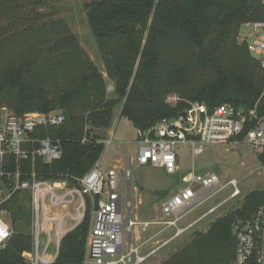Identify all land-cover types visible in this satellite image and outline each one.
<instances>
[{
	"label": "trees",
	"instance_id": "16d2710c",
	"mask_svg": "<svg viewBox=\"0 0 264 264\" xmlns=\"http://www.w3.org/2000/svg\"><path fill=\"white\" fill-rule=\"evenodd\" d=\"M46 5L49 0H0V93L16 94L0 98V107L17 117L32 111L66 115L64 123L39 125L28 134L59 140L60 159L49 163L38 155L7 154L5 171H20L21 180L35 172L39 179L77 186L105 149L93 128H110L119 104V116L137 133L176 117L187 101L204 102L209 109L229 102L245 111L258 103L264 116V69L240 34L245 22L264 21V0H91L87 17L106 76L65 19L42 11ZM108 79L114 96L107 95ZM171 93L180 97L173 105L167 100ZM258 158L264 166V154ZM14 182L12 175H1L0 193L10 192ZM21 194L16 190L1 204L10 213L13 233L0 249V264H27L21 252L30 248L32 215L29 196ZM263 204L264 190L251 191L242 206L196 231L162 264H231L233 221L251 218ZM90 221L88 209L62 239L52 264L83 263Z\"/></svg>",
	"mask_w": 264,
	"mask_h": 264
},
{
	"label": "built area",
	"instance_id": "2783aa9c",
	"mask_svg": "<svg viewBox=\"0 0 264 264\" xmlns=\"http://www.w3.org/2000/svg\"><path fill=\"white\" fill-rule=\"evenodd\" d=\"M244 25L250 30L249 36L255 39L252 42L245 38L242 40H246L250 53L264 68V34H261L264 21H247ZM109 89H113V86ZM167 100L176 103L180 97L173 96ZM257 105L245 111L225 102L209 109L204 102L187 101V107L176 117L163 119L147 130L138 132V164L160 167L168 174H176L180 170V145H189L193 156L201 154L205 145L237 143L248 144L257 155L264 154V116L258 114ZM65 121L66 115L59 111L26 113L6 119L0 127V176L12 175L15 182L7 195L2 197L0 193V206L16 190L32 191L33 250L24 255L30 264H50L59 256L62 239L67 234L64 221L66 216L72 214L69 211L61 217L50 216L47 199L54 206H63L78 198V213L72 216L77 221H83L90 198L89 207L93 216L88 234L86 263L126 264L133 254H137L138 249L133 246L125 248L124 245L125 232L134 225V221L130 217L127 222L125 220L123 181L120 178L123 171L120 174L117 168L103 169L96 163L79 179L77 186L67 188L66 181L57 186L51 181L37 178L35 172L32 173V179L21 180L20 171L10 174L4 169L5 157L10 152L16 154L18 159L27 158L29 154L38 155L49 163L60 159L63 150L59 140L51 136L31 138L28 134L39 125L57 126ZM25 144H31L32 149L26 148ZM126 173L129 177V168ZM182 181L183 185L161 202L163 214L178 215L192 210L208 198L213 188L222 189L231 185L232 196L240 193L235 178L221 184L217 173L197 171L195 163L182 176ZM59 187L66 190L57 192L56 188ZM232 231L235 254L231 264H264V204L258 207L251 218H236L232 223ZM12 233L10 223L0 213V249L6 246Z\"/></svg>",
	"mask_w": 264,
	"mask_h": 264
},
{
	"label": "rangeland",
	"instance_id": "374dc122",
	"mask_svg": "<svg viewBox=\"0 0 264 264\" xmlns=\"http://www.w3.org/2000/svg\"><path fill=\"white\" fill-rule=\"evenodd\" d=\"M90 1L49 0V5L42 6L41 9L52 14L55 18L65 19L72 33L78 37L80 46L86 55L96 63L106 76L105 66L88 22L86 3ZM51 5H54V9ZM43 14L47 15V13ZM249 32L248 26L243 25L241 27V37L252 42L255 37H250ZM261 34H264V30ZM239 42L242 43V40L240 39ZM107 82L109 89L112 83L109 79ZM108 89L107 95L114 96V88ZM13 95L16 94L5 90L0 93V98L6 101ZM173 96H178V94L171 93L167 99L173 98ZM171 102L170 104H175L174 100ZM121 108L122 104L115 108V117L110 128H93V133L100 135L105 144L99 162L100 166L107 169L108 167H117L120 163V168L117 167V170L120 174L123 171L120 178L123 181L125 220L127 222L130 217L134 221V225L125 232L124 245L125 248L133 246L138 249L137 254H133L126 264H162L170 255L191 242L196 231H206L209 224L216 218L242 206L244 197L248 193L254 190H264V166L252 147L246 143L205 145L203 152L196 156L192 155V149L189 145H180L178 148L180 170L176 174H168L160 167L139 165L137 156L140 139L131 121L119 116ZM11 116H15L13 110L7 106L0 107V127ZM193 163H195L197 171L217 173L221 184L235 178L238 181L240 193L232 196L233 187L231 185L222 189L221 187L219 189L213 188V191L209 190L211 192L208 198L192 210L178 215L163 214L161 202L183 185L182 176L192 169ZM128 168L130 169L129 177L126 173ZM51 182L57 186L63 183L60 180ZM66 186L71 188L68 183ZM57 190L64 192L66 189L59 187L56 188ZM8 191L9 189L5 188L1 193L2 197L7 195ZM21 193V195L27 194L29 196L28 205H30L32 215L29 228L30 248L21 252V257L27 264H30L24 254L31 253L33 250V194L29 189L21 190ZM48 201L49 199H47V210L50 216L61 217L69 211L73 216H77V208L80 206L78 198L75 202L63 206H54ZM88 209L92 220V210L87 204L86 212ZM0 213L10 223L13 230L9 211L1 208ZM72 215L66 216L64 221V228L67 233L73 226L82 221V219L77 221ZM87 251L88 236L86 254L82 264H91L90 261L86 263Z\"/></svg>",
	"mask_w": 264,
	"mask_h": 264
},
{
	"label": "crops",
	"instance_id": "0c3cea01",
	"mask_svg": "<svg viewBox=\"0 0 264 264\" xmlns=\"http://www.w3.org/2000/svg\"><path fill=\"white\" fill-rule=\"evenodd\" d=\"M99 162H100V159H99V161H98L97 163L99 164ZM99 165H100V164H99ZM120 165H121V164L118 163L117 167L120 168ZM117 167H116V166H113V168H117ZM108 168H111V167H108Z\"/></svg>",
	"mask_w": 264,
	"mask_h": 264
},
{
	"label": "water",
	"instance_id": "95a60500",
	"mask_svg": "<svg viewBox=\"0 0 264 264\" xmlns=\"http://www.w3.org/2000/svg\"><path fill=\"white\" fill-rule=\"evenodd\" d=\"M183 115H185L184 112H183Z\"/></svg>",
	"mask_w": 264,
	"mask_h": 264
}]
</instances>
